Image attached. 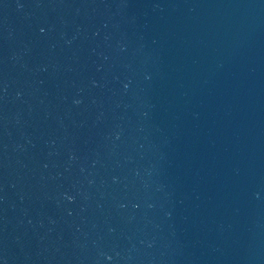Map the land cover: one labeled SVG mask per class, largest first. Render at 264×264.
Listing matches in <instances>:
<instances>
[{"label": "water", "instance_id": "water-1", "mask_svg": "<svg viewBox=\"0 0 264 264\" xmlns=\"http://www.w3.org/2000/svg\"><path fill=\"white\" fill-rule=\"evenodd\" d=\"M0 264H264V0H0Z\"/></svg>", "mask_w": 264, "mask_h": 264}]
</instances>
